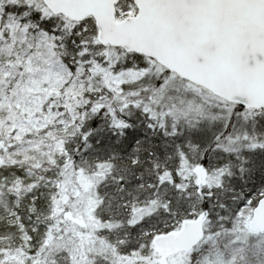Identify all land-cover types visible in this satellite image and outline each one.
I'll use <instances>...</instances> for the list:
<instances>
[{
  "label": "snow or ice",
  "instance_id": "6c2138e0",
  "mask_svg": "<svg viewBox=\"0 0 264 264\" xmlns=\"http://www.w3.org/2000/svg\"><path fill=\"white\" fill-rule=\"evenodd\" d=\"M0 264H264V0H0Z\"/></svg>",
  "mask_w": 264,
  "mask_h": 264
}]
</instances>
